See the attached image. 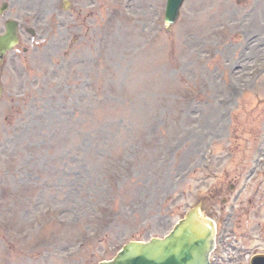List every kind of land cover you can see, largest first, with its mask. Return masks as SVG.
I'll use <instances>...</instances> for the list:
<instances>
[{
	"label": "rangeland",
	"instance_id": "obj_1",
	"mask_svg": "<svg viewBox=\"0 0 264 264\" xmlns=\"http://www.w3.org/2000/svg\"><path fill=\"white\" fill-rule=\"evenodd\" d=\"M48 1L7 0V11L18 18L24 11L35 16L38 9L44 16ZM60 1L50 0V8ZM104 1L106 7L107 2L114 3ZM159 2L142 0L144 9H133L137 24L129 20L120 24L123 16L111 8L95 12L94 19L78 8L72 18L55 5L57 10L45 11L41 23L46 26L37 28L33 45L23 43L29 51L4 68L0 233L6 244L0 241V264H94L110 258L124 238V242L148 239L156 230L165 232L186 205L200 195L209 199L210 181L198 184L192 193L190 179L180 186L173 184L174 176L186 166L196 165L192 178L211 168L220 178L225 173L218 182L219 193L210 196L215 200L237 184L246 164L243 158L253 155L249 148L254 129L264 120V72L258 75L264 68V46L252 44L255 53L242 62L243 68L235 57L241 54L245 36L264 34V0H192L170 33L160 22L153 28L159 34L149 41L150 19L155 23ZM107 11L113 18L103 30L100 15ZM230 22L245 34L212 32ZM89 24L94 30H88ZM110 26V68L64 56L91 54L89 41L103 51ZM73 33L76 45L71 48ZM144 40L147 48L141 51ZM54 41L58 46L50 48ZM209 53L212 58L203 59ZM251 69L256 72L249 74ZM209 82L213 90H208ZM245 82L250 89L238 94ZM215 99L220 104L215 105ZM187 106L194 107V117L201 119L189 118L184 113ZM233 106L227 126V112ZM191 125H198L196 132L204 128L206 135L189 148L188 140L182 149V134ZM213 131L217 136L209 137ZM227 143L235 149L233 163H227L219 151ZM209 146L215 148L214 157L209 156L213 167L204 169L200 155ZM106 179L114 184L110 205L101 204ZM262 182L254 185L257 189L250 198L259 197ZM179 187L189 190L187 199L177 196ZM248 207L245 201L240 231L247 235L262 231L264 245V226L252 224L253 208L250 213ZM167 211L173 213L169 222L154 223L157 214ZM259 220L264 223V217ZM83 234L88 236L84 250L71 256L69 247ZM255 247L251 243L245 249Z\"/></svg>",
	"mask_w": 264,
	"mask_h": 264
},
{
	"label": "bare ground",
	"instance_id": "obj_2",
	"mask_svg": "<svg viewBox=\"0 0 264 264\" xmlns=\"http://www.w3.org/2000/svg\"><path fill=\"white\" fill-rule=\"evenodd\" d=\"M211 87L213 88V86H212V85H211ZM187 153H189V151H188Z\"/></svg>",
	"mask_w": 264,
	"mask_h": 264
}]
</instances>
